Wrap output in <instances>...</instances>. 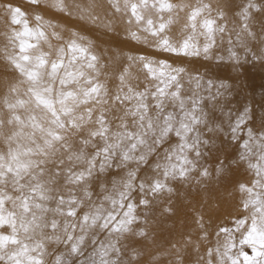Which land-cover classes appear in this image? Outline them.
<instances>
[{
	"label": "snow or ice",
	"instance_id": "obj_1",
	"mask_svg": "<svg viewBox=\"0 0 264 264\" xmlns=\"http://www.w3.org/2000/svg\"><path fill=\"white\" fill-rule=\"evenodd\" d=\"M29 2L37 4L39 0ZM108 3L126 15L129 25L135 24L136 31H129L131 39L148 43L151 36L158 50L176 56H200L203 52L207 58L216 35L229 32L226 12L203 0L195 6L183 0ZM56 6L65 10L63 0H56ZM5 7L11 24H23V31H13L9 39L18 51L4 57L18 79L7 85L0 113V140L5 146L0 151V264H123L112 256L119 257V236L132 231L130 226L137 219L133 192L145 196L149 192L171 193L167 181L187 179L197 170L202 146L210 143L201 129L211 133L219 131L220 126L205 110L203 97L181 95L182 68L160 61L158 71L146 57L128 56L130 64L142 62L158 84L151 92L135 91L126 85V67L118 77L120 87L110 95L99 79L103 65L87 47L71 40L66 46L71 55L61 46L52 58L51 52L39 47L40 41L47 39L45 32L39 27L30 28L26 20L20 19L26 14L19 7ZM84 11L90 19L98 18L90 8ZM182 12L187 34L173 43L167 31ZM236 15L239 31H233L237 40L255 39L252 25L257 15H264V0H245ZM261 31L264 33V27ZM198 36L205 40L202 48L196 43ZM219 95L218 90L210 99ZM167 102L172 110H168ZM117 105L124 106L123 114L114 117L120 124L113 131L108 114ZM250 112L245 108L234 119L229 114L232 141L239 139L238 133L251 119ZM173 135L178 143L170 146L163 165L156 164L157 175L150 180H141L137 185L136 173L130 171L119 186L113 184L109 189L100 184L103 191H94L99 176L113 163L119 161L116 167L132 160L146 163L147 156ZM246 135L239 145L242 151L236 163H246L256 177L251 186L239 185V190L246 193L242 208L248 215L237 219L234 229H220L228 239L222 252L220 247L208 250L207 264H212L214 253L219 264H264V131L255 133L247 128ZM215 171H224L223 161ZM199 175L208 177L210 173L201 167ZM139 203L146 206L149 201L141 198ZM201 221L202 217L198 223L203 227ZM235 233H240L238 243ZM100 234L106 238L100 239ZM89 245L90 253L86 252ZM233 249L237 251L233 253Z\"/></svg>",
	"mask_w": 264,
	"mask_h": 264
},
{
	"label": "bare ground",
	"instance_id": "obj_2",
	"mask_svg": "<svg viewBox=\"0 0 264 264\" xmlns=\"http://www.w3.org/2000/svg\"><path fill=\"white\" fill-rule=\"evenodd\" d=\"M172 2L177 3L179 0H172ZM183 2L195 6L198 0H183ZM203 2H211L214 7L222 8L229 18V32L216 35L215 44L210 48L207 58L203 52L200 56H176L158 50L151 36L148 37V43L131 39L129 31H136L135 24L129 25L126 22V15L123 12H116L108 0H63L64 11L56 6V0H39L37 4L30 3L29 0H0V113H3L2 98L6 94L7 85L18 79V74L4 58L6 54L18 51V47L10 43L9 38L13 31H23V24L13 25L10 22V13L5 7L10 4L13 7H19L26 14L20 19L26 20L30 28L39 27L45 32L47 39L40 41L39 47L45 52H51L52 58H55L59 47L66 48L71 40H76L78 44L87 47L92 54L96 55L99 58V64L103 65L99 79L107 85L110 95L120 87L118 77L126 67L128 68L126 85H131L135 91L143 92L147 89L151 92L158 84V81L153 79L143 67L142 62L130 64L128 56H144L153 61L152 66L158 71L160 61L166 62L172 68H182L184 71L180 75V82L183 85L181 95L185 98L194 94L197 97H203L205 110L211 113L214 124L220 126L219 131L211 133L201 129L203 138L209 139L210 143L202 146L203 156L199 160L197 170L193 171L187 179L167 181L169 187L173 189L171 193L161 192L158 195H152L149 192L145 196L144 193L133 192L132 202L136 204L134 215L137 219L130 226L132 231L119 236L118 246L121 248L119 257L112 256V259H118L123 264H207L209 249L214 250L220 247L221 252L223 251L224 241L219 242L217 237L220 238L226 234L220 232L221 228H225L224 224L229 227L234 226L237 219L243 218L236 217L234 215L236 211H242L244 217L248 215V212L242 208V202L239 201L246 198V193L239 190V185L251 186L256 177L254 170L249 169L246 163L238 164L236 161L239 160V154L242 151L239 145L243 139H247V128H252L255 133L264 131V123L255 125L257 121L264 120V33L261 31L264 27V15H257L252 25L256 38L245 37L244 41L240 42L233 29L239 31V19L236 13L245 0H203ZM89 8L92 15L98 17L97 19L89 18L88 12L84 11ZM36 16L42 19L37 21ZM185 22L186 16L182 12L167 31L173 43L183 40L186 36ZM139 34L142 37L145 35L142 32ZM30 42L36 43L35 40ZM196 43L202 48L205 40L202 36H198ZM66 54L71 55L67 53V48ZM251 80L256 81L258 89L249 94L244 91V87ZM197 81L199 87H197ZM209 82H211V88H209ZM220 85L225 87L221 88ZM218 90L221 95L216 96L215 100L210 99ZM148 102L150 105L153 103L151 97ZM123 107L117 105L116 110L108 114L113 131L117 130L120 124V120L114 117L123 114ZM167 108L172 110L170 102H167ZM245 108L251 109V119L238 133L239 139L232 141L228 131L229 114L234 119ZM128 123L131 126V117L128 118ZM177 143L178 138L171 136L155 152L147 156L146 163L138 164L137 161L132 160L116 167L115 164L119 163L116 161L111 168L106 169L99 176L94 185V191L97 194L103 191L98 187L100 184L109 189L113 184L119 186L128 178L130 171L136 173L134 183L137 185L141 180H150L157 175L156 164L163 165L166 162L165 154L170 146L175 147ZM3 150L5 146L0 140V151ZM189 156L191 157L192 154L189 153ZM220 161L224 163V171L217 174L215 169ZM252 162L254 163L255 160ZM201 167L209 170L208 177L199 175ZM174 192L178 193L177 200L159 203ZM200 192L208 196L207 202L202 204L209 214V219L203 227L198 223L200 215L195 210L188 209L190 205L195 204L191 195ZM96 198L94 196V199ZM141 198L148 199L149 204L146 206L140 204ZM183 200H191V202L184 203ZM179 206L185 209L184 217L192 218L193 223L184 225L182 222L184 217L175 215ZM164 216L169 218L163 221ZM216 221L221 224V227L218 229L219 235L214 233V236L209 238L212 246L200 244L201 242L196 238L201 237L205 230L207 231L208 222ZM194 222H197L196 226ZM140 232L145 235H139ZM134 236L143 238L135 245H130ZM105 238L104 234H100V239ZM180 238L195 241L198 245L177 243ZM169 243H175L169 250L158 248L159 244ZM90 251L91 245L86 249V252L90 253ZM182 256L183 259H181ZM211 259L212 264H219V258L215 253ZM73 260L75 261L76 258Z\"/></svg>",
	"mask_w": 264,
	"mask_h": 264
},
{
	"label": "rangeland",
	"instance_id": "obj_3",
	"mask_svg": "<svg viewBox=\"0 0 264 264\" xmlns=\"http://www.w3.org/2000/svg\"><path fill=\"white\" fill-rule=\"evenodd\" d=\"M258 89L257 87V83L255 80H251L249 81L245 87H244V91L246 93H252L254 91H256ZM264 123V120H259L257 121V123L255 125H260V124H263ZM178 198V193L177 192H174L173 194H171V196H167L166 198L162 199L159 203H165V202H169V201H174V200H177ZM191 199L193 201H195V204L193 206H189L188 209L190 210H195L199 215H200V219L201 220V217H202V224H205L207 222V220L209 219V214H208V210L207 209H204L202 207V204L206 203L207 200H208V196L206 194H203L202 192L200 193H193L191 195ZM181 201V200H180ZM240 202H242L243 200H239ZM184 203H190L191 200H183ZM222 213V212H220ZM184 214H185V209L182 208V206H179L175 212V215L178 216V217H184ZM234 215L238 218L240 217H244L243 216V212L242 211H236L234 213ZM169 218V216H164L162 218L163 221L167 220ZM148 222V221H147ZM182 222L184 223V225H189L191 223H193V220L192 218H189V217H184L182 218ZM229 223V222H227ZM200 224V223H199ZM197 225V222H194V226ZM221 227V224L216 221V222H208L207 225H206V229L207 231L205 230L204 232L205 233H201L202 236L201 237H198L196 238L197 241H200L201 243L200 244H203L204 246H212V241L209 240L210 237L214 236V233H217L218 234V229H220ZM224 227L225 228H231V229H234V226H228L227 224H224ZM228 235V234H227ZM227 235L226 234H223V236H220L217 237V240L220 242H223L224 243L226 242V240L228 239L227 238ZM126 236V235H125ZM199 236V235H198ZM141 238L143 237H137V236H134V239H132V243H129L130 245H135L136 242H140L141 241ZM240 238V233H235V239L238 243V240ZM204 240V241H203ZM203 241V242H202ZM181 242H186L187 243H190V244H196L198 245L197 243H195V241H187L186 239L184 238H180L177 243H181ZM172 244H175V243H169V244H159V249L163 250V249H166V250H169L171 245ZM236 249H233L234 253L237 251H235ZM244 250L245 251H248L250 253V249L247 247V246H244ZM139 257V256H137ZM184 257L182 256L181 259H183Z\"/></svg>",
	"mask_w": 264,
	"mask_h": 264
}]
</instances>
